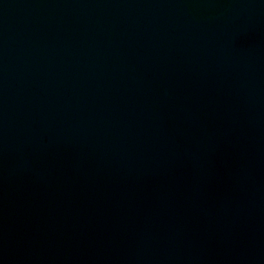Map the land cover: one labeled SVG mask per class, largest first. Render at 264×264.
Wrapping results in <instances>:
<instances>
[{
	"label": "water",
	"instance_id": "obj_1",
	"mask_svg": "<svg viewBox=\"0 0 264 264\" xmlns=\"http://www.w3.org/2000/svg\"><path fill=\"white\" fill-rule=\"evenodd\" d=\"M0 264H264V0H0Z\"/></svg>",
	"mask_w": 264,
	"mask_h": 264
}]
</instances>
